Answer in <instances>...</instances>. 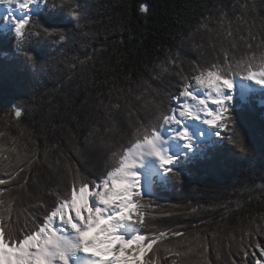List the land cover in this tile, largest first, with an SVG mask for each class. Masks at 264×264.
Here are the masks:
<instances>
[{
    "label": "snow or ice",
    "instance_id": "snow-or-ice-1",
    "mask_svg": "<svg viewBox=\"0 0 264 264\" xmlns=\"http://www.w3.org/2000/svg\"><path fill=\"white\" fill-rule=\"evenodd\" d=\"M238 7V16L221 7L201 17L185 38L195 59L182 46L170 48L150 78L126 77L127 83L117 86L113 77L108 92L97 93L90 105L97 118L91 112L83 120L72 115L77 131L68 128L67 151L60 142L49 145L46 136L42 147L34 131L12 134L29 109L18 102L9 105L0 129V264H191L193 258L214 264L211 253L218 259L225 248L228 264H264V215L241 220L239 234L233 228L223 238L209 237L158 228V214L145 199L160 186L182 183L189 165L211 162L225 141L248 154L235 112L251 102L257 86L264 93V17L257 25L255 0ZM0 8V27L14 37L8 45L0 42L9 48L2 55L11 60L22 55L31 67L37 63L33 44L68 42L65 11L76 28L84 27L79 0H0ZM140 11L148 13V5ZM197 33L204 35L197 40ZM101 51L64 57L70 91L78 71L94 67ZM165 76L176 78L175 92L156 86ZM79 87L65 93L69 106ZM57 108L51 105L49 113ZM73 155L101 157L102 170L86 173ZM44 165L56 174L55 187H46L39 172L34 174ZM259 188L264 193V184ZM201 207L192 206L191 212ZM211 207L234 211L227 204Z\"/></svg>",
    "mask_w": 264,
    "mask_h": 264
},
{
    "label": "trees",
    "instance_id": "trees-1",
    "mask_svg": "<svg viewBox=\"0 0 264 264\" xmlns=\"http://www.w3.org/2000/svg\"><path fill=\"white\" fill-rule=\"evenodd\" d=\"M242 2L243 0H79V23L84 27L76 28L77 21L71 19L65 11L62 19L69 29L68 42L41 41L33 44L37 54L34 67L29 66L22 55L14 60L6 59L2 53L9 51V48L0 47V129H4L7 119L5 113L9 105L18 102L28 108L29 112L22 118L19 128L12 127L10 132L17 134L21 130L34 131L42 147L46 136L49 145L60 142L61 147L67 151L70 147L66 140L68 128L77 131L72 115L83 120L91 112L90 105L94 103L96 94L107 93L111 88L113 77L116 78L117 86H124L127 83L126 77H131L134 81L150 78L155 65L164 59L170 48L175 51L182 46L187 49L188 56L195 54L196 58V53L189 46L190 41L185 38L190 31H195L201 17L214 15L221 7L230 15L238 16L241 14L238 5ZM255 3L253 15L259 25L261 17H264V0H255ZM142 4L148 5V13L140 11ZM233 4L237 5L235 11ZM43 20L41 17V22ZM2 24L3 21H0V26ZM85 32L89 35L82 34ZM202 35L204 34L197 33L196 39L199 40ZM13 40L11 32L5 34L0 27V42L8 45ZM92 48L103 51L98 54L94 67L90 64L78 71L70 91L65 84L68 69L64 57H83ZM76 85L80 87L69 106L65 93L72 94ZM255 95L249 104L243 109L238 106L235 112L237 129L248 146V154L241 155L233 145L225 141L219 146L211 162L189 165L190 171L183 173L182 183L174 182L156 188L145 199H150L152 203L150 211L158 214V228L179 229L188 233L203 232L209 237L213 233H219L223 238L225 232L233 228L239 234L241 220L247 223L250 216L264 215V193L259 188L264 184V93L259 91ZM115 98L116 94L113 93V99ZM49 100L51 105L58 106L51 113ZM85 100L88 101L87 104L84 103ZM91 115L97 118V113L91 112ZM61 124L64 127H59ZM79 138L82 139L83 136L80 135ZM89 158L80 160L72 156L86 173L102 170L101 157L92 155ZM93 158L98 160V166L90 165ZM36 171L39 172L43 185L56 186L57 176L46 165L34 169V174ZM24 199L27 200V197ZM236 201L241 202L239 209L236 208ZM213 204H227L234 211L225 214L223 208L211 207ZM196 205L202 207L193 214L191 207ZM169 211L173 215L163 214ZM222 215L224 220H221ZM224 244H227L226 240ZM226 252L225 248L218 259L215 253H211L214 264H228ZM191 264H197L195 258Z\"/></svg>",
    "mask_w": 264,
    "mask_h": 264
},
{
    "label": "rangeland",
    "instance_id": "rangeland-1",
    "mask_svg": "<svg viewBox=\"0 0 264 264\" xmlns=\"http://www.w3.org/2000/svg\"><path fill=\"white\" fill-rule=\"evenodd\" d=\"M3 13H4V9L3 8H0V18H2L3 17ZM2 16V17H1ZM186 55H189L188 53H185ZM188 58L189 59H195V54L193 55V56H188ZM164 79L166 80H164L163 81V84H159V85H156L157 87H163V86H169L170 87V90L171 91H173V92H175L176 91V87L174 86L175 84H176V78L175 77H169V76H165L164 77ZM164 83H166L165 85H164ZM259 91H261L260 89H259V87L257 86L256 87V91H255V93L253 94V96L255 97L256 95L255 94H257V92H259ZM92 155H89V157H91ZM88 156H87V160H89L90 158H89ZM98 164V160H96V159H91V164L90 165H94V166H98L97 165Z\"/></svg>",
    "mask_w": 264,
    "mask_h": 264
}]
</instances>
